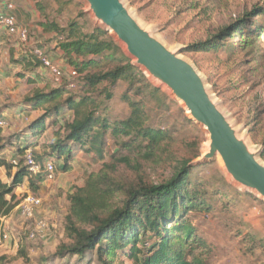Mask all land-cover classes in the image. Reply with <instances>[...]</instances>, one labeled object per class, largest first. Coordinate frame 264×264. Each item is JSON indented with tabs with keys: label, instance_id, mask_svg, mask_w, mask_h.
<instances>
[{
	"label": "rangeland",
	"instance_id": "obj_1",
	"mask_svg": "<svg viewBox=\"0 0 264 264\" xmlns=\"http://www.w3.org/2000/svg\"><path fill=\"white\" fill-rule=\"evenodd\" d=\"M37 1L39 0H0V14L5 12V4L12 3L14 14L16 12V21L28 32L29 26L36 25V20L43 19V16V21H56L60 27L65 26L68 20L78 19L80 23L88 21L87 14L83 12L84 7L78 0H73L60 15L56 14L57 7L53 1L40 0L39 4ZM124 2L143 28L148 29L171 50H181V57L190 62L206 79L219 108L240 136L247 140L253 151H262L264 143V36L256 44L260 48L256 52L262 56L256 66L248 64L249 58L244 54L245 52L251 53L253 51L251 47L243 53L237 51L234 55L222 52L215 54L185 53V50L187 46L203 42L213 36L242 17L244 13L250 12L254 6L264 4V0H124ZM39 7H41L40 10ZM17 11L20 12V17ZM26 16L31 17L29 26L26 24L27 27L23 23L26 21ZM89 28H85V32L92 29V27ZM43 34L45 35L44 32ZM107 35L110 38L109 34ZM31 38L32 36H30V41H32ZM45 41L39 43L42 48L46 45H44ZM29 43L21 44L25 48L29 47L23 56L30 57L33 46ZM19 44L16 38L8 36L0 29V78L3 83L0 91V114L6 110L14 113L15 106L23 99L21 98L24 95L23 92L28 89L24 82L23 84L17 83L16 74L18 75V72L15 70L12 73L16 67L10 57L11 59L21 58V55L16 57L17 53L13 48L14 45L19 47ZM239 45H235L237 50ZM56 51L54 47L50 53ZM95 71L96 69L90 70L91 73ZM144 77L153 88H160L158 90L167 99L165 101L168 105L167 109L159 107L152 100L146 102L148 120H151L157 128L167 130L171 135V138L160 144L159 151H156L159 159L144 160L143 156L149 151L145 147L138 151L122 147L121 144L128 138L121 136L115 139L111 136L110 129L107 130L105 136L96 131L87 146V149H90L89 152L74 153L69 165L70 169L66 171L60 169L62 160L52 162L56 167L55 178L52 182L47 183L44 180L40 183L36 182L38 188L34 191L30 187L31 182L24 180L22 185L14 190L17 209L6 219L5 230L9 240L0 246V264H40L42 259L53 255L57 246L66 241L63 227L64 217L69 207L68 196L75 188L83 186L87 175L97 174L104 164H113L117 159L129 161L128 165L115 163L116 169L111 176L121 183L141 179L145 183L156 186L171 179L184 161H188V165L192 168L201 167L193 171L192 177L195 174L199 181L205 179L207 183L216 182V186L220 188H218L219 193L230 195V197L228 198L229 205H227L228 212L221 209L215 199H211L217 204L213 214L206 216L201 213L187 216L207 248L196 249L195 255H202L206 264H264V258L259 256L258 252H255V256L249 254L243 240V238L255 237L256 240L264 243L263 202L254 201L249 196L251 194L256 198L253 193L246 192L237 186L225 174L219 158L196 165V162L207 151L208 136L205 130L190 119L183 105L171 96L166 87H159L158 83L146 74ZM43 83L44 86L42 85L43 87L38 90L47 86L56 87L46 82L44 77ZM126 89L127 85L119 81L114 88L103 83L90 92H85L80 87L70 94L77 97L88 95L100 105L99 114L107 118L109 123H113L125 120L131 112L128 104L122 99ZM104 90L105 93H110V98L104 96ZM127 95L131 96V93ZM131 98L135 99L132 96ZM42 109L31 110L34 112L33 116L42 114ZM3 118L4 116H0V121L1 119L3 121ZM5 119L6 126H3L2 130L3 138L20 134L24 130L22 129L23 123L27 126L30 122L28 120L19 123L14 122V119L12 121L9 118ZM66 119H71V114H68ZM53 131L54 129L50 128L33 141L28 136L20 138V141L25 143L37 142L38 146L41 145L29 150L32 151V158L39 164L42 174L46 163L40 160L44 152L42 145H47ZM196 151L199 156L193 160L191 158ZM13 153L14 150L10 149L4 153V156L9 160H18L17 157L12 156ZM260 160L264 163L262 157ZM217 174L225 181L224 186L222 182L216 181L218 180L215 178ZM4 181L9 182L10 179L4 178ZM213 193L210 194V198H214ZM237 194L241 195L240 198ZM26 195L37 197L41 201L32 220L21 218L22 215L18 209V203ZM40 221L46 225L42 231L37 230L35 225ZM206 250L210 252L207 253ZM54 259H49L46 264H85L77 262L76 258L59 260L55 263ZM130 263L125 262V264ZM91 264H96V262L93 260Z\"/></svg>",
	"mask_w": 264,
	"mask_h": 264
},
{
	"label": "trees",
	"instance_id": "obj_2",
	"mask_svg": "<svg viewBox=\"0 0 264 264\" xmlns=\"http://www.w3.org/2000/svg\"><path fill=\"white\" fill-rule=\"evenodd\" d=\"M49 1L54 2L56 14L60 15L73 0ZM86 21L68 20L65 26L60 27L56 21L44 20L43 32L47 35L44 45L54 44L67 65L76 70L78 89L82 87L85 92H90L103 83L114 88L119 81L124 82L127 89L122 99L131 112L125 120L109 123L99 114V104L88 95L77 97L70 94L65 86H47L25 96L18 105L20 109L43 108V112L28 123L20 134L3 138L0 128V218L8 217L17 206L13 192L24 180L31 182L30 187L34 191L38 188L37 183L44 180L42 173L32 176L23 159L27 150L41 145L38 146L37 142L25 143L20 141L21 137L28 136L33 141L50 128L54 129L47 145H42L44 152L40 160L53 163L62 160V171L70 169L74 153L89 152L87 146L94 131L105 136L110 129L115 139L127 137L122 147L137 151L148 148L143 158L153 161L159 159L156 151H159L160 144L171 138L167 130L152 124L146 114V102L150 100L167 109L166 96L153 88L143 73L131 65L107 33L90 29ZM85 28L90 30L85 32ZM263 36L264 4L254 6L250 12L244 13L205 41L187 46L185 53L222 52L234 55L251 47L253 51L244 54L249 58L248 64L256 66L262 57L256 52L260 49L256 44ZM236 44H240L238 50ZM30 58L32 62L25 66H37L32 55ZM10 60L18 66L25 63V58L10 57ZM91 69L96 71L91 73ZM103 92L106 98H110V93ZM130 93L134 100L127 95ZM68 114H71L69 120L66 119ZM10 149L14 150L12 156L18 158L16 166L4 156ZM198 156L196 151L191 159ZM261 157L264 160V143ZM115 163L128 165L129 161L117 159L113 164H104L97 174L87 175L83 186L75 188L68 196L69 207L63 227L66 241L57 246L53 255L42 259L40 264H46L51 258H55L54 263L76 258L77 262L85 264H91L93 260L96 264H206L202 255L194 253L196 249L207 248L187 216L213 214L217 204L211 199H215L220 208L228 212L230 195L219 193L216 182L199 181L195 174L192 177L193 171L201 167L192 168L188 161L181 164L171 179L156 186L141 179L121 183L111 176L116 169ZM4 178L10 181L6 182ZM215 178L225 185L218 174ZM211 193L214 198H210ZM249 196L259 202L253 195ZM243 240L249 254L255 256V252H258L264 258V243L255 237Z\"/></svg>",
	"mask_w": 264,
	"mask_h": 264
},
{
	"label": "water",
	"instance_id": "obj_3",
	"mask_svg": "<svg viewBox=\"0 0 264 264\" xmlns=\"http://www.w3.org/2000/svg\"><path fill=\"white\" fill-rule=\"evenodd\" d=\"M78 1L83 5L92 29L109 34L131 65L159 87H166L183 105L190 119L205 130L207 151L196 165L219 158L225 174L264 203L262 151H253L247 140L240 136L219 108L206 79L181 57V50H171L143 28L124 0Z\"/></svg>",
	"mask_w": 264,
	"mask_h": 264
},
{
	"label": "built area",
	"instance_id": "obj_4",
	"mask_svg": "<svg viewBox=\"0 0 264 264\" xmlns=\"http://www.w3.org/2000/svg\"><path fill=\"white\" fill-rule=\"evenodd\" d=\"M14 14V6L12 3L5 4V12L0 15V29L5 31V33L10 36L16 38V40L20 43L19 45L30 42V33L27 29L21 27L15 19ZM31 55L33 59L37 62L40 68L43 69L47 79L54 86H65L69 92H75L78 89L77 79L78 74L75 69L70 68L67 71H64L60 68L49 56L48 52L45 48L35 46L31 51ZM2 79L0 78V91L2 87ZM6 117L1 119L0 128L6 126ZM32 151L27 150L24 155V162L28 166L29 172L32 176H36L37 174L42 173L39 164L35 162L32 158ZM12 165H17V160H12ZM44 171V182H52L55 178V166L52 162H46L43 166ZM41 201L39 198L34 196H24L20 203L18 204V209L21 218L26 220H32L34 218L36 210L40 207ZM7 217L0 218V246L3 243H7L9 240L8 233L5 230ZM37 230L42 231L45 228V223L37 222L35 223Z\"/></svg>",
	"mask_w": 264,
	"mask_h": 264
},
{
	"label": "crops",
	"instance_id": "obj_5",
	"mask_svg": "<svg viewBox=\"0 0 264 264\" xmlns=\"http://www.w3.org/2000/svg\"><path fill=\"white\" fill-rule=\"evenodd\" d=\"M20 7H21V5H20ZM2 14L3 13H1L0 15H2ZM15 14H16V12H15ZM17 14H18V17H20V12L19 11H17ZM22 20H23V18H22ZM30 20H31V17L28 16L26 18V21H23V23H25V26H26V24H28V26H29V23L31 22ZM36 21H37L36 22V25H34V26L31 25L28 28L29 29V33H30V36H32V38H31L32 41H30L29 45H32L33 47H35V46L41 47L39 45V43L43 42L44 40H47V35L46 34L45 35L43 34V31H44V25H43L44 24V21H43V19L38 18ZM21 23H22V21H21ZM88 24H89V22H88ZM89 26H90V24H89ZM13 48H14V52L17 53L16 57L21 55V58H25V63L22 64V65H20V66L14 65L16 67V69H14L12 71V73L15 70L18 73L20 72V75H17L16 74V76L18 77V78H16L17 83L18 84H20V83L23 84V82H24L25 83V86H27V88H28L27 90H25L23 92L24 95L21 97V98H24L25 96L30 95L34 90L40 89V88H42L44 86L43 77L45 78L46 82H49V81H48L47 76L45 75L43 69L40 68V66L38 64H37V66H34V64H33V66H29V67H26L25 66L26 63H28L30 61L32 62V58H30L28 56L27 57L26 56H23V54H25L27 52L26 49H28L29 47L28 48H25L22 45H19V47H16L14 45ZM43 48H45L46 51L49 52L51 59L60 68H62L64 71H67L68 69L71 68L70 66L67 65L65 59L63 58L62 53L60 52V50L58 48H56L57 51L55 53H50L51 52V49H54V44L47 45V46H45ZM29 54H30V52H29ZM29 92H30V94H28ZM19 103L15 106V108H14L15 112L14 113H9L6 110L5 112H1L0 116H4L6 118H9L10 121H12L14 119V122H19V123H23L24 121H28V120L31 122L33 119H35L37 117V116H35V117L33 116L34 112L31 111V110L29 111V110H22V109H20L18 107ZM25 127H26V125H24V123H23L22 129L25 128ZM2 130H3V128H1V136H3L2 135L3 134L2 133ZM95 132L96 131H94V133ZM16 209H17V207H15L12 210V212L10 213V215L7 218H9L12 214H14V212H16Z\"/></svg>",
	"mask_w": 264,
	"mask_h": 264
}]
</instances>
